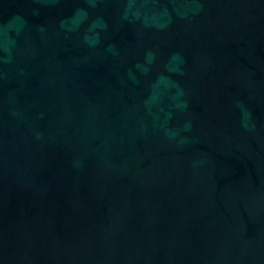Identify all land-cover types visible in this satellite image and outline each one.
Here are the masks:
<instances>
[{
    "label": "water",
    "instance_id": "obj_1",
    "mask_svg": "<svg viewBox=\"0 0 264 264\" xmlns=\"http://www.w3.org/2000/svg\"><path fill=\"white\" fill-rule=\"evenodd\" d=\"M0 264H264V0H0Z\"/></svg>",
    "mask_w": 264,
    "mask_h": 264
}]
</instances>
